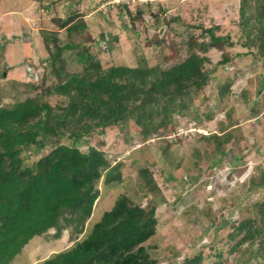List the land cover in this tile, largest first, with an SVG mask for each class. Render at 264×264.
<instances>
[{"label": "trees", "instance_id": "16d2710c", "mask_svg": "<svg viewBox=\"0 0 264 264\" xmlns=\"http://www.w3.org/2000/svg\"><path fill=\"white\" fill-rule=\"evenodd\" d=\"M72 3L70 0L68 4ZM120 5L129 15L132 29L137 24L145 25L142 7L137 5L132 10L125 3ZM159 10L165 13V8ZM235 13V40L231 33H217L219 25L196 24L201 31L188 34L184 56L166 67L118 64L102 68L89 52L88 45L77 53V60L83 64L80 71L68 73L63 69L59 52L63 47L77 45L64 44L62 47L58 45L55 33L44 36V41L45 38L53 41L55 52L49 55V65L60 81L53 89L44 85L40 93L11 106L0 105V264H7L33 236L59 237L64 229L69 230L73 243L35 264H156L157 258L144 244L156 231L155 210L159 203L157 197L152 196L158 185L150 165L161 162L160 173L166 172L164 168H167L170 172L166 179L175 178L172 167L179 161L168 147L180 136L169 137L168 132L176 129V115L189 116L197 105V97L199 102H205L207 98L200 97V92L211 74L218 66L233 61L235 56L251 54L252 60L264 65V0H239ZM154 14L150 24L155 28L158 18L166 23L178 19L177 16L165 19L157 12ZM83 16L72 13L56 22L72 34L87 27ZM155 28L152 41H167L172 49L166 57L169 61L180 49L171 35L165 39L155 32ZM86 40H90L88 36ZM98 40L112 48L113 37L101 34ZM98 40L94 39V42ZM49 43L46 40L45 46L51 50ZM235 43L244 51H227L226 46ZM210 48L220 51V58L208 68L206 63L210 58L206 53ZM57 62H61L60 66H56ZM61 73H66L63 78ZM260 83L258 91L263 86ZM218 87L219 97L224 91L232 92L230 80ZM52 90L64 95L65 103L61 100L52 105L49 99L43 98ZM243 90H238L237 95ZM193 113L194 119L198 120L197 112ZM127 119L135 122L141 140L157 132H161L163 139V144L158 146L160 161L146 162V166L138 165L137 168L138 185L146 189L143 192L146 202L143 204L120 193L91 228L85 230L84 224L92 216L100 194V178L104 185L119 182L123 178L122 164L118 161L111 165L99 148L91 145L87 151H81L76 143L84 141V135H99L106 127ZM232 122L231 119L226 122V128L232 126ZM230 130H222L220 134L215 130L207 134L195 133L199 145L192 154L213 156L215 152L219 153L211 164L222 163L226 154L229 155L225 159L229 166L242 163L245 157L235 147V136ZM211 144L214 145L212 151L208 149ZM45 146H49V150L40 154ZM258 169L254 185L260 189L264 188V169ZM177 181L181 182V179ZM247 209V215L230 222L226 251L213 242L207 243L213 249L208 254L211 264H225L223 256L226 252L237 253L233 256V264H264V196ZM226 223L224 220L214 225ZM49 229L54 230L53 234ZM84 231L85 234L80 235ZM205 245L203 242L194 247L179 264H200L205 256Z\"/></svg>", "mask_w": 264, "mask_h": 264}, {"label": "rangeland", "instance_id": "374dc122", "mask_svg": "<svg viewBox=\"0 0 264 264\" xmlns=\"http://www.w3.org/2000/svg\"><path fill=\"white\" fill-rule=\"evenodd\" d=\"M47 1L0 0L2 106H11L27 96H34L40 93L44 85L53 89L60 81L49 65V55L55 50L50 38H45V41H50L51 50L45 46L44 36H51L47 33H55L57 43L62 47L64 44L77 45L74 48L63 47L59 52L63 69L68 73L80 71L83 64L77 60V53L88 45L89 52L102 68L118 64L166 67L184 56L188 34L201 31L196 24L219 25L217 33H231L232 38H236L233 19L239 0H73L72 4H68L70 0ZM122 3L132 10L137 5L142 7L145 25L137 24L132 29L130 17L120 5ZM160 8H165V13L160 12ZM154 12L159 17L165 16V19L171 16L178 19L166 23L158 18L155 28L150 24ZM72 13L83 14L87 27L71 34L65 27H59L56 19H63ZM153 28L165 39L171 35L177 49H180L169 61L166 57L172 53V49L167 41H152ZM101 34L113 37L112 48H107L103 41L98 40ZM87 36L90 40H86ZM94 39L98 42L95 43ZM226 49L232 53L244 51L238 43L227 45ZM206 54L210 58L206 63L208 68L220 58V51L214 48H210ZM60 63L57 62L56 66H60ZM3 71H6L5 75H1ZM65 74L61 73L62 78ZM229 80L232 92L224 91V95L219 97L218 85ZM260 82L263 86L258 91ZM236 87L239 91L244 89L239 96L235 93ZM202 95L207 100L199 102L200 98L197 97V105H194L190 115H176V129L168 132L169 137L180 136L168 147L179 161L172 167L175 178L166 179L170 172L167 168H164L166 172L160 173L163 167L161 162L150 165L158 185V190L152 196L157 197L159 203L155 210L156 231L144 244L149 253L157 258L156 264H179L184 255L203 242L206 243L205 256L200 264H211L208 254L213 249L207 243L213 242L226 251L228 242L225 240L230 231V222L247 215V207L264 196V188L258 189L254 185L257 182L256 168H259L258 171L264 169V65L252 60L251 54L235 56L233 61L218 66L211 74L200 92V97ZM43 98L49 99L52 105L61 100L65 103L66 100L64 95L53 90ZM193 111L197 112L198 120L194 119ZM190 116L193 118L190 119ZM230 119L233 125L226 128V122ZM228 129L235 136V147L245 157L242 163L229 166L225 160L229 155L226 154L222 163L211 164L219 153L215 152L213 156L192 154L199 145L195 133L207 134L215 130L220 134ZM160 133L150 134L146 136L147 139L141 140L135 122L127 119L106 127L99 135H84V141L76 143L81 151H87L91 145L99 148L111 165L118 161L122 164L123 178L119 182L104 185L100 178V194L92 216L84 224L85 230L91 228L92 223L113 204L120 193H126L143 204L146 202L143 196L146 189L138 185L137 168L138 165L146 166V162L160 161L158 146L163 144ZM213 147L211 144L208 149L212 151ZM48 150L49 146H45L40 154ZM177 179H181V182ZM224 220L227 222L225 225L215 227V223ZM53 231L49 229V233L53 234ZM84 234L85 231L80 235ZM72 243L68 229H64L59 237L36 235L7 264H35ZM234 254H224L225 264H233V256L237 253Z\"/></svg>", "mask_w": 264, "mask_h": 264}, {"label": "built area", "instance_id": "2783aa9c", "mask_svg": "<svg viewBox=\"0 0 264 264\" xmlns=\"http://www.w3.org/2000/svg\"><path fill=\"white\" fill-rule=\"evenodd\" d=\"M238 80H239V79H237L236 81H238ZM231 91H232V89H231ZM235 93H236V94H239V91H238L237 87H236Z\"/></svg>", "mask_w": 264, "mask_h": 264}, {"label": "water", "instance_id": "95a60500", "mask_svg": "<svg viewBox=\"0 0 264 264\" xmlns=\"http://www.w3.org/2000/svg\"><path fill=\"white\" fill-rule=\"evenodd\" d=\"M6 74V71H3L1 75H5Z\"/></svg>", "mask_w": 264, "mask_h": 264}, {"label": "clouds", "instance_id": "9594fccd", "mask_svg": "<svg viewBox=\"0 0 264 264\" xmlns=\"http://www.w3.org/2000/svg\"><path fill=\"white\" fill-rule=\"evenodd\" d=\"M46 66V65H45ZM45 66H44V69H45ZM96 202H97V200H96Z\"/></svg>", "mask_w": 264, "mask_h": 264}]
</instances>
